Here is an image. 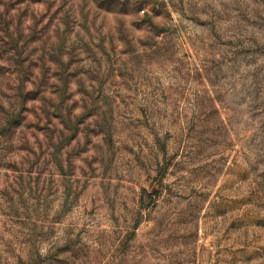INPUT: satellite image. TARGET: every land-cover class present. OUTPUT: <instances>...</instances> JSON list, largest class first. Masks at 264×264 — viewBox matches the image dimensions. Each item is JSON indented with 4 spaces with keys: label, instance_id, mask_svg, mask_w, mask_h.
<instances>
[{
    "label": "rangeland",
    "instance_id": "1",
    "mask_svg": "<svg viewBox=\"0 0 264 264\" xmlns=\"http://www.w3.org/2000/svg\"><path fill=\"white\" fill-rule=\"evenodd\" d=\"M0 264H264V0H0Z\"/></svg>",
    "mask_w": 264,
    "mask_h": 264
}]
</instances>
